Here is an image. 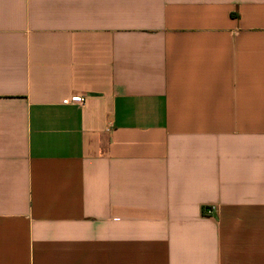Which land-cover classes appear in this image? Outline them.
<instances>
[{
	"label": "crops",
	"instance_id": "obj_1",
	"mask_svg": "<svg viewBox=\"0 0 264 264\" xmlns=\"http://www.w3.org/2000/svg\"><path fill=\"white\" fill-rule=\"evenodd\" d=\"M0 264H264V0H0Z\"/></svg>",
	"mask_w": 264,
	"mask_h": 264
},
{
	"label": "built area",
	"instance_id": "obj_2",
	"mask_svg": "<svg viewBox=\"0 0 264 264\" xmlns=\"http://www.w3.org/2000/svg\"><path fill=\"white\" fill-rule=\"evenodd\" d=\"M72 102L75 104L82 105V104H85L86 98L83 96H75L72 98Z\"/></svg>",
	"mask_w": 264,
	"mask_h": 264
}]
</instances>
